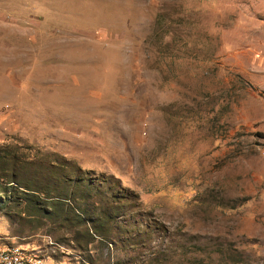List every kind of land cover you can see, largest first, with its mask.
Wrapping results in <instances>:
<instances>
[{
	"label": "rangeland",
	"instance_id": "1",
	"mask_svg": "<svg viewBox=\"0 0 264 264\" xmlns=\"http://www.w3.org/2000/svg\"><path fill=\"white\" fill-rule=\"evenodd\" d=\"M15 157L134 197L90 243L0 197V245L46 264H264V0H0V163Z\"/></svg>",
	"mask_w": 264,
	"mask_h": 264
},
{
	"label": "trees",
	"instance_id": "2",
	"mask_svg": "<svg viewBox=\"0 0 264 264\" xmlns=\"http://www.w3.org/2000/svg\"><path fill=\"white\" fill-rule=\"evenodd\" d=\"M27 171L31 178L22 176ZM115 182L112 177L84 170L71 162L44 165L15 157L0 163V197L4 202H15L20 215L45 217L63 225L83 224L87 229L86 243L92 241V234H101L103 222L123 214L120 212L134 197L125 188H121L123 193L117 190L122 194L113 192ZM95 195H105L110 208L98 211L93 207L90 211L85 204Z\"/></svg>",
	"mask_w": 264,
	"mask_h": 264
},
{
	"label": "built area",
	"instance_id": "3",
	"mask_svg": "<svg viewBox=\"0 0 264 264\" xmlns=\"http://www.w3.org/2000/svg\"><path fill=\"white\" fill-rule=\"evenodd\" d=\"M0 264H46L44 259L19 244L0 245Z\"/></svg>",
	"mask_w": 264,
	"mask_h": 264
}]
</instances>
